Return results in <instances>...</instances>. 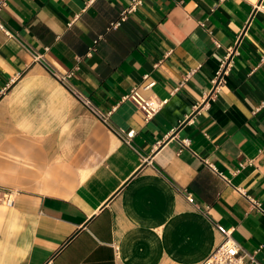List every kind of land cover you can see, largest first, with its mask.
Returning a JSON list of instances; mask_svg holds the SVG:
<instances>
[{
    "label": "crops",
    "instance_id": "obj_1",
    "mask_svg": "<svg viewBox=\"0 0 264 264\" xmlns=\"http://www.w3.org/2000/svg\"><path fill=\"white\" fill-rule=\"evenodd\" d=\"M4 1L0 264H202L217 224L264 264V0Z\"/></svg>",
    "mask_w": 264,
    "mask_h": 264
},
{
    "label": "built area",
    "instance_id": "obj_2",
    "mask_svg": "<svg viewBox=\"0 0 264 264\" xmlns=\"http://www.w3.org/2000/svg\"><path fill=\"white\" fill-rule=\"evenodd\" d=\"M142 1L143 0H131L130 3L122 10L119 18L110 23L109 29H116L120 27L130 14L135 13L138 10L139 6L142 4ZM4 3V0H0V9L4 5ZM0 27L7 33H10L1 21ZM97 41L98 39L95 40V43H97ZM234 52L235 50L233 48H230L221 61V64L217 69L214 78L212 79L213 92L218 91L220 89V86L225 82L226 76L230 71L232 56ZM42 59L43 55H35V60L41 61ZM51 72L58 80L65 84L72 91L75 97L79 101H81L96 117H98L106 124L110 123L111 112H103L97 105L92 102V100L88 96H86L80 90L72 87L68 83V79L71 76V73L64 75L54 70H51ZM122 100H132L142 111L147 121L152 119L167 102V99L154 97L146 98L137 90L136 87H133L127 94H125ZM134 134V130L128 131L127 133H125V135H123V138L125 141H127V143H130V140L134 136ZM183 143L188 145L189 141L186 139L183 140ZM237 171L238 169L235 172ZM187 199L190 202H194V198L191 194L187 195ZM2 202L9 206L13 205V194H4ZM255 204L258 203L255 202ZM217 228L223 234V241L214 249V251L209 255V257H207V259H205L202 264H263L257 257L258 251L248 252L238 241L234 239L233 228H227L221 224H217Z\"/></svg>",
    "mask_w": 264,
    "mask_h": 264
}]
</instances>
